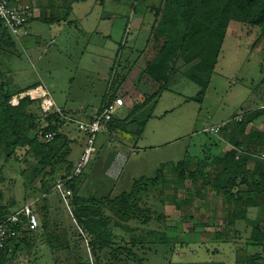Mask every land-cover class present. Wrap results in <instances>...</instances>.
Here are the masks:
<instances>
[{"label":"rangeland","instance_id":"374dc122","mask_svg":"<svg viewBox=\"0 0 264 264\" xmlns=\"http://www.w3.org/2000/svg\"><path fill=\"white\" fill-rule=\"evenodd\" d=\"M24 1L32 11L39 6L58 13L62 6L66 10L68 5L62 0ZM161 3L162 0H86L73 4L70 16L73 22L61 25L64 30L57 23L49 24L46 30H39L42 32L38 34L42 37L41 46H36L30 37L29 43L22 42L23 50L19 43V50L16 45V51L7 48V53L1 54L11 56L19 52L22 57L18 65L29 74L26 82L13 75L11 93L17 94L19 88L38 83L41 77L43 82H48L47 87L57 107L62 105L63 98L68 97L70 107L74 108L71 112L75 115L72 116L82 119L93 114L100 104L110 69L121 46L124 54L121 65L124 68L121 67L119 73L118 67H115L112 75L113 78L116 74L120 77L113 87L116 96L122 98L132 94L135 87L134 92L138 91L139 97H149L159 87L155 78H141L140 82H147L148 89L139 91V85L136 87L133 82L136 74L129 80L128 72L135 66L144 69L148 62L157 58L164 41L181 40L176 29L164 25L163 13L159 12ZM35 23L45 29V23ZM51 39H55L56 43L51 44ZM31 42L34 44L32 47ZM41 56L43 60L40 62L38 58ZM197 63L198 60L192 61L188 55H180L178 59L171 57L159 64L154 76L162 73V78L159 77L161 84L169 78V91L161 95L155 107L151 103L142 112L140 121L148 120L142 133L135 132V136L130 132L117 133L116 137L108 130L98 136L95 158L85 169L83 178L91 176L96 169L107 168L109 159L114 161V172L122 174L118 186L117 182L106 177L108 185L116 186L114 193L109 191V186L99 191L98 195L94 194L97 198L117 197L129 191L134 180L155 178L162 165L178 163L187 156L195 158L194 161L205 156H223L233 149V145L225 134L216 136L205 130L232 121L235 115L242 117V112L245 114L264 107V86L261 82L264 78V27L232 22L210 78L204 71L197 70ZM13 65L15 68L14 60ZM0 69L4 71L1 66ZM192 77L204 81L210 79L202 103L192 100L201 91ZM89 79L97 84L91 90H96L94 92H89L86 86ZM34 95L38 99L39 96ZM15 98L13 105H17ZM83 106L86 107L83 109ZM128 111L124 107L115 114V119L126 118ZM30 113L41 117L42 121L43 113L38 103L30 107ZM251 128L264 131V117L248 130ZM63 132L72 141L75 139L71 145L73 153L69 157L75 160L83 153L88 139L74 124L64 128ZM228 134L226 132V136ZM5 156V152L0 150V190L3 203L11 209L10 213L36 200L43 188L50 189L64 175L65 169L57 168L53 176L41 175L31 185L34 166L39 160L26 149L17 150L7 163ZM262 157L255 156L264 161ZM170 169H166L165 186L160 184L142 196L140 204L144 213L140 220L125 222L109 208L100 209L102 217H111V249L94 251L91 238L74 218L72 198L66 203L62 196L53 193L34 207L41 223L40 229L35 234L21 235L12 245L9 259L14 264H96L97 261L100 264H237L240 255L245 252H260L259 248L250 246L252 228L247 222L239 221L229 226L230 208L222 196L209 189L203 190L201 184L193 186L189 180L179 181ZM50 171L47 169L44 174L51 175ZM93 187L94 183L88 182L80 195H92L89 193ZM249 216L255 221L258 210L250 209ZM147 218L150 220L144 222ZM162 235H167V242Z\"/></svg>","mask_w":264,"mask_h":264},{"label":"trees","instance_id":"16d2710c","mask_svg":"<svg viewBox=\"0 0 264 264\" xmlns=\"http://www.w3.org/2000/svg\"><path fill=\"white\" fill-rule=\"evenodd\" d=\"M62 1L68 3L66 10L69 15L73 4L86 0ZM161 11L164 25L176 29L181 40L180 42L171 39L164 41L157 53V58L148 62L141 71L140 80L144 76L154 77L159 87L136 107L134 110L136 112L151 103L155 107L160 96L169 91V78L161 84L162 80L160 81L159 77L162 78V73L154 76L157 67H160L159 64L171 57L178 59L180 55H188L192 61L198 60L197 70L204 71L210 78L218 63L228 28L232 22L264 27V0H162L159 12ZM7 48L16 51V41L0 20V54L7 53L8 50L5 52ZM10 53L13 54L12 51ZM0 76L3 81L0 98V150L6 154L5 163L10 162L19 149H26L29 154H33L39 161L34 166V178L30 180L31 185L34 179L41 175L53 176L57 168L65 169L64 175L59 180L72 174L76 166L68 160L72 149L71 142L67 140L63 132L67 127L66 123L60 115L53 113L46 118L47 127L40 130L41 117L32 115L30 107L38 103L41 110V101L32 99L26 94L25 97L17 100V105H13L14 97L21 96L23 91L19 90L17 94L11 93L6 76L2 72ZM119 78L118 74L113 78L109 88L111 95L108 94L107 99L109 96L115 98L113 87ZM192 80L201 87L197 97L192 100L202 103L210 79L204 81L192 77ZM261 82L264 86V78ZM263 117L264 107L243 113L241 121H236L237 116H235L229 126L221 132L233 145V149L223 156L212 158L205 156L204 159H197L198 161L187 156L185 160L178 163L164 164L155 178L142 177L135 180L129 191H124L114 198L108 196L99 199L95 195L81 196V183L85 171L75 177L68 185V188L72 190V204L75 207L73 215L81 229L91 238L93 250L103 251L112 248V234L109 230L111 217H102L100 209L109 208L119 220L125 222L133 219L140 220L144 213L140 204L142 196L159 187L160 184L165 186L167 183L166 169L171 167V174L179 181L189 180L193 186L201 184L203 190L209 189L216 195L222 196L230 208L229 226L239 221L250 225L252 228L250 246L255 249L259 248L260 252L248 254L244 251L245 254L240 255L237 264H264V161L255 158V156H264V131L258 128L248 130L252 124ZM127 121L128 118L125 120L113 118L109 124V131L122 130L125 132ZM147 122L148 120L143 121L141 127L143 128ZM142 131L143 129L139 133ZM43 132H55L57 135L52 142H44L41 140ZM226 132L229 133L227 136ZM58 144L62 145L57 147ZM47 169L51 170V175L44 174ZM56 183L50 189L43 188L42 194L35 198L36 205L48 195L56 193L53 190ZM9 209L10 207L3 205V194L0 190V222L6 220L11 214ZM250 209L258 210V217L255 221L250 219ZM149 220L144 219V222ZM45 222H47L46 219ZM25 227L24 225L12 226L13 236L6 243L5 248L0 251V264H14L12 259H9L10 249L21 235L31 233ZM32 233L35 234V232ZM162 238L164 242L168 241L167 235H162ZM131 242L136 243L137 241L132 240ZM96 264L100 263L97 261Z\"/></svg>","mask_w":264,"mask_h":264},{"label":"built area","instance_id":"2783aa9c","mask_svg":"<svg viewBox=\"0 0 264 264\" xmlns=\"http://www.w3.org/2000/svg\"><path fill=\"white\" fill-rule=\"evenodd\" d=\"M31 18V8L29 5H18L15 0H0V20L3 21L5 26L9 29L11 35L20 40L21 37L28 35L27 26ZM112 81L110 83V87ZM37 94V93H36ZM25 95V94H24ZM21 95L15 98V102L19 98L25 97ZM32 99H35L33 93L28 94ZM38 99L41 101V110L43 113V119L40 130L47 127L46 118L48 115L57 113L67 126L74 124L77 129L87 137V143L81 154V157L73 170L72 174L64 179L57 181L54 186V191L58 193L66 203H68L72 197V190L68 188L69 182L75 177L80 176L90 163L95 158L97 151L95 147L96 140L99 135L105 134L109 130V124L114 118L116 112L124 106V100L120 97L108 100L107 104L97 112L90 119H81L72 115L66 114L62 109L58 108L55 101L50 97V94L45 91H41L37 94ZM236 121H241L242 117H237ZM230 121H225L218 126H212L206 129L205 132L212 135L219 136L222 130L228 127ZM55 132H43L41 134V140L44 142H52L56 137ZM264 160V157H262ZM37 200H31L24 205L20 210L8 215L6 220L0 222V251L5 248L6 243L13 236L12 226L24 225L31 232H37L40 227V221L35 212V205Z\"/></svg>","mask_w":264,"mask_h":264},{"label":"crops","instance_id":"0c3cea01","mask_svg":"<svg viewBox=\"0 0 264 264\" xmlns=\"http://www.w3.org/2000/svg\"><path fill=\"white\" fill-rule=\"evenodd\" d=\"M16 2H17L18 5H27L24 0H16ZM72 9H73V7H72ZM71 12H72V10H71ZM71 12L68 15V11L65 10L63 6H62V10H59L58 13L57 12H52L50 8H47V7L46 8H40L39 6L34 8L33 11L31 10V18H30V21H29L28 26H27L28 35L23 37V38L21 37L22 39H20V40H16L14 38L15 41H16V45H18V47H17L18 50L20 48V44L19 43L22 44L23 41H28L30 37L33 38L32 40H33V42L35 43L36 46H39V45L41 46L40 39H42V37L40 35H38V34H40L42 32L39 31V30H46V28L49 26V24L53 25V24L57 23L60 26V28H62L61 25H65L67 22L72 23L73 21L70 20ZM38 13H39V15H38ZM34 20L45 23V25H44L45 29H42L39 26L35 25L36 23H35ZM62 29L64 30L65 28L63 27ZM29 41H28V43H29ZM50 43L51 44L52 43L55 44L56 40L55 39H51ZM33 45L34 44H32V42H31L30 46L32 47ZM21 47H22V50L25 48L23 44H22ZM46 48H47V46H46ZM26 49L28 50L27 47H26ZM48 49L50 50V48H48ZM45 52H47V49H45ZM122 53L123 52H121V46H120L119 50L117 51L116 62L114 63V65L110 69V74H109L110 76H108V79H107V88H106L105 93L102 96V99L100 100V104L95 109L93 114H90L88 116L85 115L82 119H85V120L90 119L97 112L102 110V108L107 104L108 100L114 99V97L110 98L111 96H109L108 99H107V95L110 93L109 88H110L111 81H113V76L112 75H113V73H115L114 72V68L118 67V72L119 73H121L122 69L124 68L121 65V57H123V55H124ZM21 57L22 56H21V54L19 52L17 54H15V55H11V56H3V55L0 54V66L3 67V69H4V71H2L0 69V72H2L6 76V80L10 84V86H11V84L13 82V80H12L13 79V75L19 76L20 77L19 79L22 78L24 82H26L28 80V78H29V74L25 71V68L23 66H19L18 65ZM13 60H14V62L16 64L15 68H13L14 67ZM42 60H43L42 56L38 58V61L41 62ZM136 65L138 66V62H137ZM121 67H122V69L120 70ZM48 68H47V70H48ZM78 69H79V67H78ZM13 70L15 71V74H14ZM142 70H143V68L141 66H139V67L135 66L134 69H131L128 72L129 73L128 79L132 80V76L134 74H136V76L134 77L135 79L133 81L135 83V86L137 87V85H139V89H138L139 91L140 90L141 91H146L148 89V85H146L147 82H145V81L140 82V73H141ZM116 73H117V71H116ZM40 75H42V74H40ZM49 75H51V73H49ZM39 78H40V81H42L40 84H39V82H40L39 81L38 83L35 82L34 84H31L30 86H24L25 88L24 87L19 88V90L23 91L22 95L30 94V93H33V95H34L36 93L38 94L41 91H45V92H48L50 94V97L52 98V96H51L52 94H51L50 88L47 87V83L48 82L47 83L43 82L44 79H42L41 77H39ZM135 80H137L138 82H135ZM86 82L88 83L86 86H87V88L89 87V89H88L89 92L96 91V90L91 91L92 89L95 88V84H96L93 79L92 80L89 79ZM50 84H52V83H50ZM135 89L136 88L133 87L132 88V91H133L132 94H128L127 96L122 97V99L124 100L125 104H124V106L122 108H120L116 112V113H118L124 107H127V109H129V111H128L129 113H128L127 117H126V118H128V121L126 122L127 127H126V131L125 132H130V133H132L133 136H135V132L137 133L140 130H142L141 124L143 123V121H140L141 114L146 108L151 106V104H148L147 106L139 109L137 112L134 111L136 109V107L140 103L144 102L145 99L149 98V97H139L138 96L139 93L137 94L138 91L134 92ZM109 95H111V94H109ZM115 97H117V96H115ZM64 102H65V104H63ZM61 104L64 105V106L61 105L58 108L62 109L68 115H75L73 112H71L74 108L70 107L69 98L68 97H66V99L63 98L61 100ZM85 107L86 106H83L82 108L84 109ZM75 111H81V109H76ZM242 113H244V112H242ZM235 116H237V115H235ZM114 118H115V116H114ZM126 118L121 119V120H125ZM254 124H252V125H254ZM258 129L261 130L260 128H258ZM117 133H124V131H122V130L112 131V135L113 136H116ZM66 136H67V140L69 142H71L70 143V147H72L71 146L73 144L72 142H74L75 139H73V141H72L71 138H69V136L67 134H66ZM110 139H114V138L110 137ZM84 145L85 144L83 143L82 144V149H83ZM115 148L118 150V148L116 146H115ZM132 152L135 153L136 150L133 149ZM72 153H73V149H72ZM80 157H81V155H79L77 158H75V160H70V159H68V160L72 163L73 166H76V164L78 163ZM106 165H107V168H105L104 170L96 169V171H92L91 176L83 178L82 183H81V188L83 189L85 187V184H87L88 182H93L95 187L92 188L93 191H91L89 194L98 195L99 191H102L103 189H106L107 187L110 186V185H108L106 183V177H108L112 181L117 182L116 186H118V181L120 180V177H121L122 173L118 174V173L114 172L115 166H114V161H112V159H109L106 162ZM134 181L132 182V185H133ZM132 185H131V187H132ZM116 186L111 185L109 191L112 190L113 191L112 193H114V190H115ZM3 205L7 206L4 203H3ZM10 210L11 209H9V211Z\"/></svg>","mask_w":264,"mask_h":264},{"label":"water","instance_id":"95a60500","mask_svg":"<svg viewBox=\"0 0 264 264\" xmlns=\"http://www.w3.org/2000/svg\"><path fill=\"white\" fill-rule=\"evenodd\" d=\"M3 81L0 76V98H1V91H2Z\"/></svg>","mask_w":264,"mask_h":264}]
</instances>
